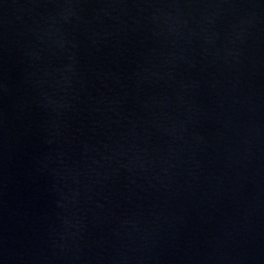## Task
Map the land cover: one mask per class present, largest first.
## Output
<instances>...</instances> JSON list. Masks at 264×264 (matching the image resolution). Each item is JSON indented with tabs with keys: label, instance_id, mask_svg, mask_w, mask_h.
Here are the masks:
<instances>
[{
	"label": "water",
	"instance_id": "obj_1",
	"mask_svg": "<svg viewBox=\"0 0 264 264\" xmlns=\"http://www.w3.org/2000/svg\"><path fill=\"white\" fill-rule=\"evenodd\" d=\"M0 264H264V0H0Z\"/></svg>",
	"mask_w": 264,
	"mask_h": 264
}]
</instances>
